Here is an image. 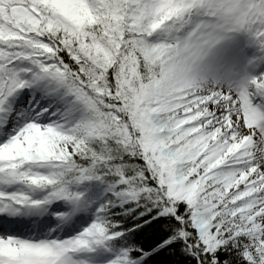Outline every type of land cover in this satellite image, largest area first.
<instances>
[{
    "label": "snow or ice",
    "instance_id": "snow-or-ice-1",
    "mask_svg": "<svg viewBox=\"0 0 264 264\" xmlns=\"http://www.w3.org/2000/svg\"><path fill=\"white\" fill-rule=\"evenodd\" d=\"M0 264H264V0H0Z\"/></svg>",
    "mask_w": 264,
    "mask_h": 264
}]
</instances>
